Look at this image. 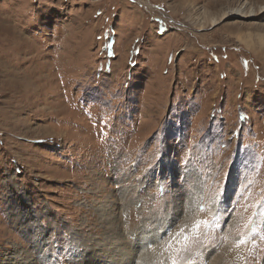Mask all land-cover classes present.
<instances>
[{
	"label": "rangeland",
	"instance_id": "374dc122",
	"mask_svg": "<svg viewBox=\"0 0 264 264\" xmlns=\"http://www.w3.org/2000/svg\"><path fill=\"white\" fill-rule=\"evenodd\" d=\"M262 6L0 0V264H264Z\"/></svg>",
	"mask_w": 264,
	"mask_h": 264
},
{
	"label": "snow or ice",
	"instance_id": "6c2138e0",
	"mask_svg": "<svg viewBox=\"0 0 264 264\" xmlns=\"http://www.w3.org/2000/svg\"><path fill=\"white\" fill-rule=\"evenodd\" d=\"M216 195L214 194L212 197V201L215 202ZM199 211H203V208L198 209ZM189 211H192L190 208ZM215 220V216L213 215L212 219H195L191 224L190 234H186V227H181L178 232L174 234L172 240L166 242L163 247V252L169 253V261L170 264H180L181 261H184V264H192V260L189 258L186 260L184 255L181 253H191V244L193 241H198L200 235H207V230L210 226L213 225V221ZM174 243L179 244L178 248L174 247ZM240 243H244L243 238H241ZM239 246V245H237ZM148 247L151 248L152 244L149 242ZM160 264H163V261H160Z\"/></svg>",
	"mask_w": 264,
	"mask_h": 264
},
{
	"label": "bare ground",
	"instance_id": "6f19581e",
	"mask_svg": "<svg viewBox=\"0 0 264 264\" xmlns=\"http://www.w3.org/2000/svg\"><path fill=\"white\" fill-rule=\"evenodd\" d=\"M259 10H262V11H264V6H262ZM232 13H240V11H238V10H234ZM254 13V11L251 9L250 11H249V15H252ZM223 17H224V15H223ZM222 17V18H223ZM221 19V18H220ZM217 24V20L216 19H212L211 20V25H216Z\"/></svg>",
	"mask_w": 264,
	"mask_h": 264
}]
</instances>
